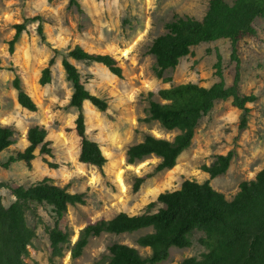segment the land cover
<instances>
[{"label":"rangeland","instance_id":"obj_1","mask_svg":"<svg viewBox=\"0 0 264 264\" xmlns=\"http://www.w3.org/2000/svg\"><path fill=\"white\" fill-rule=\"evenodd\" d=\"M82 12L68 8V0H0V58L2 65L15 67V73L0 72V127L9 126L15 131V144L10 151L0 155V163L8 161L12 153L27 147V133L31 127L40 126L48 131L53 158L40 156L32 168L24 163L12 165L10 170L0 168L3 203L14 202L11 189L28 188L44 177L52 178L55 185H71V193L87 194L85 206L69 207L63 227L73 232L72 244L79 232L101 219H112L120 213L138 215L167 191L178 190L186 180L204 183L209 175L202 172L218 155L235 151V157L224 176L211 182L212 187L231 201L239 192L240 184L255 179L264 169V19L256 20L255 36L241 39L238 45L241 92L254 95L257 101L249 104L251 110L248 127L240 130L241 111L231 102L217 103L213 111L202 119L192 147L180 158L175 169L149 177L138 193L133 192L135 178L153 174L160 160L152 156L141 163L129 165L127 150L141 143L148 135L172 141L180 132L166 131L159 123H146L149 108L148 94L162 102L158 92L171 86L195 83L210 87L220 82L215 76L217 55L223 60V81L232 86L238 63L232 60L231 43L221 40L193 48V54L183 59L176 70L165 77L171 84L158 80L154 74L155 58L148 55L153 40L165 33V25L181 17L202 20L210 0H77ZM232 3L233 0H226ZM40 16L43 19L47 43L37 34V24L28 26L11 57L8 43L15 35L14 26L25 18ZM49 44V45H48ZM98 55H110L123 70V79L112 75L101 65L74 62L87 89L108 101L106 113H99L89 103L85 105L88 133L101 146L108 159L102 176L94 167L79 163L81 139L76 133L75 110L65 111L72 87L65 79L62 57L75 46ZM61 52L53 69L52 83L39 85L42 70L53 57V50ZM22 81L24 91L38 106L36 113L23 110L17 103L12 88L15 75ZM57 164L52 170L44 162ZM124 187V188H123ZM44 225H39L31 215L30 227L36 229L37 239L29 248L26 264H51V248L45 226H53L49 208L39 207ZM148 231L133 235L103 234L90 241L80 259L72 260L70 252L55 264H94L105 255L114 243L137 248L144 256L150 250L137 245V240ZM202 234L192 237L190 249H172L170 259L164 264H180L190 257H201L205 248L198 243Z\"/></svg>","mask_w":264,"mask_h":264},{"label":"trees","instance_id":"obj_2","mask_svg":"<svg viewBox=\"0 0 264 264\" xmlns=\"http://www.w3.org/2000/svg\"><path fill=\"white\" fill-rule=\"evenodd\" d=\"M69 9L82 12L77 0H68ZM264 19V0H210L208 10L202 20L181 17L165 25V33L155 38L148 49V55L155 58L154 74L158 80L171 84L172 78L165 77L168 71L176 70L181 61L193 54L192 49L202 44L226 40L231 43L232 60L238 63L237 74L232 86L223 81V60L217 55L214 66L215 76L220 82L210 87L195 83L171 86L158 92L162 102L155 101V94H148L149 108L146 123L157 122L166 131H179L172 140L146 136L141 143L127 150L129 165L141 163L154 156L160 160L152 175L135 178L133 192L138 193L149 177L172 171L182 155L193 145L196 130L202 119L208 116L217 103L231 102L241 111L240 130L248 127L249 104L257 101L254 95L241 92L239 73L238 45L242 38L255 36L256 20ZM37 24V34L42 43H47L43 19L40 16L27 17L21 24L15 25V35L8 43V53L12 57L28 26ZM49 45V44H48ZM54 55L42 70L39 85L46 87L52 83L53 69L58 63L61 52L53 50ZM74 62L86 65H101L119 79H123V70L110 55L92 54L77 45L61 59L65 79L72 87V94L65 111L75 110V130L81 139L78 161L86 167L96 168L102 176L108 165L101 146L88 133L85 105L89 103L99 113L109 109L108 101L91 93L79 69ZM15 73L11 65L5 68L0 58V72ZM18 105L30 113H36L38 106L22 86L16 74L12 81ZM15 131L9 127H0V155L10 151L15 144ZM48 139V131L40 126L31 127L27 133L28 145L24 151L12 153L8 161L0 163V168L10 170L12 165L24 163L32 168V162L40 156L53 158V150ZM235 151L227 155H218L210 166H203L202 172L209 175L204 183L186 180L175 191H167L148 204L138 215L120 213L112 219H101L83 228L77 241L72 244L73 232L63 227L68 208L85 206L87 194L71 193V185H55L52 178L44 177L36 185L12 188L14 202L6 207L3 203L0 183V264H26L30 257L29 248L37 239L36 229L30 227L27 216L31 215L39 225H44L39 215V207L49 208L53 226H45L51 255L50 263L63 258L65 251L71 259L77 260L90 241L103 234L133 235L144 230H152L137 240V245L150 250L144 256L140 251L127 244L114 243L108 249V255L94 264H162L169 260L172 249L186 250L193 246L192 237L202 234L198 243L205 248L201 257L184 259L180 264H264V169L254 180L242 182L239 192L229 201L224 194L216 191L211 182L226 175ZM45 164L52 170L59 169L57 164Z\"/></svg>","mask_w":264,"mask_h":264},{"label":"crops","instance_id":"obj_3","mask_svg":"<svg viewBox=\"0 0 264 264\" xmlns=\"http://www.w3.org/2000/svg\"><path fill=\"white\" fill-rule=\"evenodd\" d=\"M145 231H148L147 233H151L152 232V230H144V231H142V232H145ZM146 233V234H147ZM136 234V233H135ZM145 235V234H144ZM132 247V246H131ZM170 259V258H169ZM167 262V261H166ZM166 262H164V263H166ZM164 263H162V264H164Z\"/></svg>","mask_w":264,"mask_h":264},{"label":"bare ground","instance_id":"obj_4","mask_svg":"<svg viewBox=\"0 0 264 264\" xmlns=\"http://www.w3.org/2000/svg\"><path fill=\"white\" fill-rule=\"evenodd\" d=\"M124 188V187H123Z\"/></svg>","mask_w":264,"mask_h":264}]
</instances>
